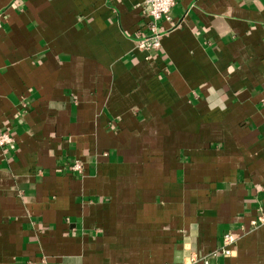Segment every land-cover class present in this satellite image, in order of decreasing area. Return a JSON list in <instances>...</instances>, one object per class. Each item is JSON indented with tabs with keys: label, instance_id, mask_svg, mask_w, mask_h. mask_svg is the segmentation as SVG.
I'll list each match as a JSON object with an SVG mask.
<instances>
[{
	"label": "crops",
	"instance_id": "obj_1",
	"mask_svg": "<svg viewBox=\"0 0 264 264\" xmlns=\"http://www.w3.org/2000/svg\"><path fill=\"white\" fill-rule=\"evenodd\" d=\"M142 1L0 0V264H264V0Z\"/></svg>",
	"mask_w": 264,
	"mask_h": 264
},
{
	"label": "built area",
	"instance_id": "obj_2",
	"mask_svg": "<svg viewBox=\"0 0 264 264\" xmlns=\"http://www.w3.org/2000/svg\"><path fill=\"white\" fill-rule=\"evenodd\" d=\"M178 0H143L140 4L142 16L147 20L146 33L137 40L136 47L139 51H158L162 47L161 39L163 33L160 31V22L170 20L172 8ZM16 143L13 133L7 129H0V148L10 147ZM82 163L75 161L70 165L69 170L75 174L82 173ZM264 225V210H260L256 219L252 222V227L257 228ZM239 235L227 232L222 238L221 246L206 256L199 258L193 256V261L201 259L204 264H210L212 258L219 255L229 257L232 254L234 245L237 243Z\"/></svg>",
	"mask_w": 264,
	"mask_h": 264
}]
</instances>
